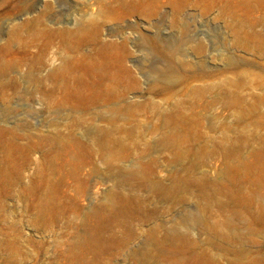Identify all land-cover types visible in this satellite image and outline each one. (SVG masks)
I'll use <instances>...</instances> for the list:
<instances>
[{
	"label": "rangeland",
	"instance_id": "1",
	"mask_svg": "<svg viewBox=\"0 0 264 264\" xmlns=\"http://www.w3.org/2000/svg\"><path fill=\"white\" fill-rule=\"evenodd\" d=\"M0 264H264V0H0Z\"/></svg>",
	"mask_w": 264,
	"mask_h": 264
}]
</instances>
